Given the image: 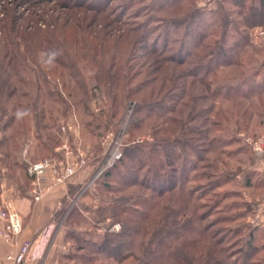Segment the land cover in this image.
<instances>
[{"label": "rangeland", "instance_id": "obj_1", "mask_svg": "<svg viewBox=\"0 0 264 264\" xmlns=\"http://www.w3.org/2000/svg\"><path fill=\"white\" fill-rule=\"evenodd\" d=\"M202 2L207 3L200 6ZM220 4L228 10L233 8L229 0H179L174 4L164 0H0V62L3 63L1 52L7 48V40L17 43L20 51L29 47L39 48L34 59L13 60L18 76L26 82L25 86H17L28 90L26 100L31 99V105L24 115H19L6 129L3 136L6 141L0 146V191L3 189L7 193L17 194L23 191L29 195L27 160L34 161L52 155L61 143L60 126L70 120L78 125V136L71 135V139L80 143L87 154L84 169L90 167L79 189H72L71 194L70 188L68 197L57 206L49 231V243L57 229L64 233L73 231L82 239L98 236L105 229L114 232L121 229L118 219L109 217L110 210L106 209L101 215L97 209L116 201L119 196L129 198L131 189L115 191L113 188L118 187L115 180H102L101 173L92 187L82 194L80 191L94 177L102 163L107 150L105 135L116 134L121 127H125L123 146L131 141H146L147 145L157 144L160 149L172 148L176 153L179 152L181 158L176 160L177 182H183L186 190L193 192V198L199 204L198 214L203 213L202 224L209 226L208 232L221 240V246L236 264H264L263 252L253 255L249 260L242 251L245 233L240 231L239 224L247 225L252 221L247 206L246 176L251 170L255 171L253 176H249L257 183L264 170L260 158L238 135L244 132L252 136H264V94L261 92L264 89V38L258 35L264 27L257 26L249 30L251 44L244 46L238 60L230 65H222L216 55L209 56L210 48L202 50L188 46L195 52L193 59L202 52L204 57L201 58L209 62L212 69L204 83L209 82L211 86L205 89L199 82L205 69L200 70L195 77L185 76L183 79L166 81L164 90H169L163 103L167 106L176 105V113L165 114L164 117L145 114L135 116L134 102L139 101V96L146 97L147 92L144 90L137 94L139 96L135 93L126 96L129 86H134L149 76L148 72H153L154 68L150 69L147 65L148 55L145 52L148 47L161 49V46H166L165 56L178 52L181 47L186 50L190 38L184 35L186 21L179 18L181 13L187 9L204 8L190 19L191 23L197 21L194 25H188L191 28L189 33H193L194 29L198 30L199 23L212 20L213 12L218 10ZM229 12L232 22L227 26L225 48L232 45L244 30L238 13ZM143 32L149 44L146 50L135 44V39ZM217 37L218 33L211 32L205 41L211 42ZM42 49L49 52L48 64L45 63L46 52ZM160 66L159 69L170 76L172 71L185 72L191 68L188 62L182 65L164 62ZM127 72L135 75L131 82L121 80L115 88L118 96L114 103L107 88L109 78L114 73L124 76ZM181 82L186 88L183 93L178 89ZM175 86L178 88L174 89ZM216 86L221 87L223 94L230 86L239 89L236 93V90H231L230 93L236 95L227 101L223 100V94L200 100L195 110L196 118L189 121L188 107L181 104L190 101L193 93H209ZM250 87L254 88L251 94L247 92ZM51 93L53 97H44ZM244 93H247L245 97L242 96ZM38 94L43 96L39 99ZM170 98L179 100L176 99L177 103H174ZM66 100L69 107L67 103L64 104ZM211 104H215L211 113H199L203 107ZM40 108L45 113L43 121L39 118ZM217 108L220 109L218 117L214 114ZM167 116L177 117L178 121L195 128L194 132L182 136L189 147L174 145L178 127L172 133L157 127ZM133 117L140 122L138 126L132 124L131 127L132 120H135ZM10 134H14V137L9 138ZM159 142L163 144L160 146ZM181 168H184V173H181ZM146 169L143 167L138 173L142 175ZM104 184L111 189L105 190ZM137 188L135 186L132 189ZM250 191L260 198L264 195V188ZM145 193L149 194L150 191ZM71 209L78 215L68 219L66 216ZM103 216L106 218L95 222ZM114 224L120 225L119 230H111ZM63 244L70 251L75 247L76 239L65 238ZM122 264L135 262L130 258Z\"/></svg>", "mask_w": 264, "mask_h": 264}, {"label": "trees", "instance_id": "obj_2", "mask_svg": "<svg viewBox=\"0 0 264 264\" xmlns=\"http://www.w3.org/2000/svg\"><path fill=\"white\" fill-rule=\"evenodd\" d=\"M164 1H172L173 4L179 2V0ZM219 1L223 2L224 0ZM229 2L233 5L232 10H228L223 4H220L218 10L213 12L212 20L209 22L204 20L199 23L198 30L194 29L193 33H189L191 29L188 26L191 23L190 19L196 16L199 11L204 10V8L187 9L181 13L179 18L181 17L180 19L186 21L184 35L190 38L189 42H187L186 50H182L181 47L178 52L168 53V56H165L166 46H161V49L152 46L149 49V44L145 40L147 37L145 32L135 39V44H139L142 49L146 50L148 47L147 52H145L148 55V58H146L147 65L150 69H154L153 72H148L149 76L126 89V96L128 97L134 93L137 95L144 90L147 92L144 98L137 95L139 96V101L134 102L133 115L140 116L145 114L146 116L164 117L165 114L177 112L176 105L170 104V106H167V104L163 103L168 97L167 91L169 90H164L166 81L171 82L173 79H183L185 76L195 77L200 70L205 69L204 76L199 82L205 89L211 86L209 82L204 83L205 77L208 76L212 69L209 66V62L201 58L204 57L202 52L201 55H196V59H193L192 56H195V52L188 46L192 45L195 49L203 48L202 50L210 48L209 56L216 55L222 65H230L238 60L241 49L251 44L249 30L257 26L264 27V0H229ZM229 11L238 13L239 22L244 30L242 34H238V38L234 40L232 45L225 48L224 41L227 34V26L232 22L229 18L231 14ZM196 22L193 20L191 25L196 24ZM211 32L218 33V37L214 41L206 42L205 39ZM5 44L7 48L1 52L3 63L0 62V135L2 137L0 138V146H3L6 141V137H3L6 129L15 122L19 115H24L31 105L29 102L31 99L26 100L28 90L17 86L18 84L25 86L26 82L18 76V72L13 67V60L34 59L36 57L34 55L39 51V48L31 49L30 47L20 51L17 43H14L13 40H7ZM42 50L46 52L45 63L48 64L49 57L47 56L49 52L45 49ZM143 57H146L145 54H143ZM164 62H171L174 65H182L188 62L191 64V68L185 71L187 74L183 71L178 73L172 71L173 74L170 76L162 69H159ZM134 75L127 72L124 76H120L118 73L110 76L107 88L112 95L114 103L117 102L118 96L115 88L120 85L122 79L125 82H131ZM181 83L179 88L175 86L174 89L178 88L183 93L186 88L184 83ZM220 86H216L209 93H193L190 101L181 104L188 107L187 118L189 121L196 118L197 112L195 110L198 108L200 100L223 94ZM238 89V87L231 88V86L226 88L222 95L223 100L227 101L236 95L234 92H238ZM231 90L236 91H232L233 93L231 94ZM37 91L39 92V88H37ZM253 91L254 88L250 87L247 92L251 94ZM261 92L264 94V89ZM246 95L247 93L242 94L243 97ZM41 96L43 95L38 94L37 98L40 99ZM45 96L53 97L52 93ZM176 99L173 98L171 101L177 103ZM64 104L67 107L70 105L67 100ZM214 107L215 104L203 107L199 113H211ZM39 114L40 120L43 121L45 113L42 108H40ZM214 114L217 117L220 116V109L217 108ZM37 115L38 112H36ZM133 118L135 119V117ZM178 120L177 117L167 116L163 118L157 127L171 133L178 127V134L174 135L173 139L174 145L189 147L187 140L182 136H186L189 132H194L195 128L188 127ZM176 122L179 125H176ZM139 123L136 119L132 120L131 127L132 124L133 126H138ZM14 132L17 133V130ZM8 137L12 138L14 134H10ZM145 142L131 141L123 146L121 159L100 176L102 180L106 178L115 180L118 185V187L113 188L115 191L122 192L131 189L129 198L123 197V195L119 196L116 201H111L106 206H101L97 209V211H101V215L104 214L106 209L110 210L109 217L117 218V221L122 225L121 229L118 232L105 229L98 236H93V238L84 237L83 239L78 238L79 236H76L73 231H66L65 237L76 239V245L75 247L73 246L74 249L72 248L65 255V263L95 264L98 261L97 264H122L131 258L135 264H236L235 260L231 259L230 254L221 246V240L217 239L213 233L208 232L209 226L207 224H202L204 215L203 213L198 214L199 204L193 198V192L186 190L183 182H177L178 169L176 160L181 158V154L179 152L176 153L172 148L166 149L162 147L160 149L157 144L147 145ZM163 143L165 142L163 141ZM163 143L159 142V145L161 146ZM167 143L170 142L167 141ZM143 167H147V169L140 175L138 171H141ZM182 172L184 173V168H181ZM254 172L251 170L246 176V186L252 191L256 188H262L263 186H260V183L264 182L263 177L257 183L254 182L249 176H253L256 173ZM135 186L138 187L137 190L132 189ZM109 188L108 185L104 184L105 190ZM72 189L78 190L79 188L78 186L71 187V194ZM147 190L150 191L149 194L145 193ZM119 200L123 201L119 202ZM247 206L250 208L249 204ZM74 213H76L75 210L71 209L66 217L68 219L73 216L76 217L78 214ZM105 216L97 218L95 222H100L106 218ZM239 225L241 227L239 228L240 231L243 234L245 233L242 237L244 238L242 251L250 260L253 255L261 252L259 251L260 244L253 242V229L245 223Z\"/></svg>", "mask_w": 264, "mask_h": 264}, {"label": "built area", "instance_id": "obj_3", "mask_svg": "<svg viewBox=\"0 0 264 264\" xmlns=\"http://www.w3.org/2000/svg\"><path fill=\"white\" fill-rule=\"evenodd\" d=\"M206 3L202 2L200 6H205ZM258 35L264 38V30H260ZM124 129L125 127H121L116 134L107 133L105 135L104 143L107 145V150L102 163L94 177L83 185L80 191L81 194L93 186L94 180L101 173L121 159ZM60 132L61 143L55 148V152L52 155L34 161L27 160L28 193L35 202L42 200L52 189L69 183L86 165L87 154L80 143L71 139V135L78 136L77 123L74 120H70L62 124ZM238 135L250 147L251 151L260 158L264 170V136H252L244 132H240ZM22 228L23 220L21 215L0 196V239L6 243H12L20 235ZM119 228V224H114L111 230H119ZM46 235L47 231L44 229L37 234L34 240H22L16 251L7 253L6 259L11 264H27L33 255L32 248L34 246L41 247ZM38 256L41 255L38 254Z\"/></svg>", "mask_w": 264, "mask_h": 264}, {"label": "crops", "instance_id": "obj_4", "mask_svg": "<svg viewBox=\"0 0 264 264\" xmlns=\"http://www.w3.org/2000/svg\"><path fill=\"white\" fill-rule=\"evenodd\" d=\"M89 172L90 167L85 168L69 183L52 189L42 200L37 202L33 201L32 198L23 191L17 194L7 193L6 190L1 189V198L9 203L11 207L21 215L23 228L20 235L17 236L12 243H6L0 239V264H11V262L6 259L7 253L16 251L22 240H34L37 234L44 229H46L47 235L44 238L43 244L41 247L34 246L32 248L33 255L27 264H67L64 259L69 250H67V246L63 244L66 238L65 233L59 232V229H57L52 234V238H50L51 242L49 243V231L51 230L53 216L59 203L68 197V192L71 187L78 186L79 188L81 186L83 179ZM260 175L261 178L263 177L264 179V174ZM260 186L264 188V182L260 183ZM246 193L253 221H251L252 225L249 223L247 226L253 229V242L258 245L260 244L259 251L264 253V195L260 198L259 196H255L256 194L254 192L251 193L249 189ZM56 241L59 243L56 244ZM38 254L41 256H38Z\"/></svg>", "mask_w": 264, "mask_h": 264}]
</instances>
